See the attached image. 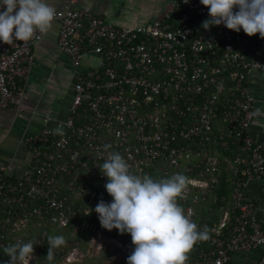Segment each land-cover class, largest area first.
Instances as JSON below:
<instances>
[{
  "label": "built area",
  "instance_id": "obj_1",
  "mask_svg": "<svg viewBox=\"0 0 264 264\" xmlns=\"http://www.w3.org/2000/svg\"><path fill=\"white\" fill-rule=\"evenodd\" d=\"M78 1L64 0L54 18L60 22L58 45L69 58L74 77L68 115L58 119L44 114L43 129L25 137L33 160L21 177L8 179L0 162V211L9 212L10 205L17 204L27 209L25 219L49 217L59 227L77 216L75 230H86L101 247L106 233L114 229L103 228L97 213L96 220L83 214L99 202L94 179L107 182L99 165L109 152H119L130 172L140 176L154 164L168 175L180 173L183 166L191 170L188 162L204 167L200 177L189 180L200 192L186 186L177 198L185 216L195 222L196 209L186 202L191 197L198 201L200 195L205 199L207 188L218 181L215 172L221 162L209 154L207 143L215 120L221 119L222 137L238 128L234 163L246 169H241L234 191V209L213 224L206 243L194 245V257L189 259L192 252L188 253L186 264H233L234 253L261 247L255 264H264V220L259 216L264 213V144L252 134L256 96L248 84L263 65L264 39L223 24L203 29L209 10L200 0L187 4L172 0L171 12L134 26H116L90 9L76 8ZM81 28L85 31L79 37ZM44 34L37 30L27 42L0 41V116L22 107L35 50ZM88 49L100 60L92 70L83 66ZM60 125L64 135L52 134ZM187 141L201 148L182 143ZM106 144L112 146L107 152ZM243 176H248L246 182ZM251 182L259 185L257 199H247L241 190ZM82 197L88 201L79 207L76 202ZM6 236L0 232V246L12 244ZM134 248L131 238L129 252ZM23 264H30V259Z\"/></svg>",
  "mask_w": 264,
  "mask_h": 264
},
{
  "label": "clouds",
  "instance_id": "obj_2",
  "mask_svg": "<svg viewBox=\"0 0 264 264\" xmlns=\"http://www.w3.org/2000/svg\"><path fill=\"white\" fill-rule=\"evenodd\" d=\"M200 2L209 10V18L202 22L203 29L210 30L223 24L237 33L241 28L249 36L259 33L264 39V0ZM184 3H189V0H184ZM0 5V41L6 44H12L14 38L30 41L37 30L47 32L56 15L46 0H0ZM237 8L238 11H234ZM252 115L264 116V109L256 108ZM256 122L254 119L253 123ZM51 132L63 136V125ZM103 147L107 152L112 146L106 144ZM129 167L119 152H109L107 159L99 165L102 175L107 177L104 187L113 197L111 203L101 199L94 209L101 226L108 231L119 230L121 235H131L135 248L127 257V264H186L188 253L198 241L207 240L210 231L207 225L198 230V225L185 216L177 203L188 178L177 173L167 179L154 180L147 174H132ZM47 242L46 258L51 264L54 249L65 244V237L49 235ZM33 251L31 241H17L3 248L4 254L10 257L4 264H17V261L23 264L30 256L33 257ZM68 256L67 261L70 262Z\"/></svg>",
  "mask_w": 264,
  "mask_h": 264
},
{
  "label": "crops",
  "instance_id": "obj_3",
  "mask_svg": "<svg viewBox=\"0 0 264 264\" xmlns=\"http://www.w3.org/2000/svg\"><path fill=\"white\" fill-rule=\"evenodd\" d=\"M64 0H46L57 10ZM172 0H79L76 8L90 9L94 14L102 16L116 26H134L147 23L171 12ZM85 28H81L79 37H82ZM59 20H53L52 26L45 32L42 41L35 50L31 70L26 82L25 98L20 109L10 108L0 116V162L5 166L8 179L21 177L24 169L33 160L29 145L25 137L40 132L44 127L43 116L51 113L58 119L67 117L73 97V71L69 58L59 45ZM85 45V41H83ZM99 57L90 49L85 54L83 66L85 70H92L99 66ZM251 91L256 96L255 109H264V61L263 65L254 71L248 79ZM257 122L252 124V134L264 144V116L254 117ZM247 199L259 197L257 182L248 183L245 188ZM264 220V213H259ZM9 218V217H8ZM5 216L0 215V226ZM10 221L14 233H33V219ZM8 222V220H6ZM9 223V222H8ZM36 226V225H35ZM40 225L37 224V228ZM117 240H108L104 248L111 253L117 251ZM0 246V264L10 260ZM263 248L249 253H234L233 264H255ZM74 253H70L71 261L75 260ZM116 255V254H115ZM102 257V256H101ZM108 260L109 264H127V258L114 256ZM103 259V257H102ZM70 261V262H71ZM112 261V262H111ZM17 264H19L17 262Z\"/></svg>",
  "mask_w": 264,
  "mask_h": 264
},
{
  "label": "trees",
  "instance_id": "obj_4",
  "mask_svg": "<svg viewBox=\"0 0 264 264\" xmlns=\"http://www.w3.org/2000/svg\"><path fill=\"white\" fill-rule=\"evenodd\" d=\"M237 131L238 128L233 129L232 132H227L222 137L223 121L221 119L215 120L213 132L210 135L211 140L207 144L209 154L212 156H217L221 162L219 164V172H215L218 181L215 183V187L212 189L211 187L207 188V196L205 199L202 197V195H200L198 201H193L191 197L186 202L187 204H192L196 209L195 223L198 225V230L201 226L205 225H207L208 229L210 230L213 224L221 220L226 210L231 211L234 209V191L237 188V183L242 178L241 169H246L244 164L238 166L234 163V158L237 156L239 151ZM223 142H226V146L223 145ZM182 143L190 145L194 150L201 148V146L194 141ZM193 161L196 162L197 160L195 159ZM193 165V162H188V166H191V170H188L186 166H183L178 168V171L188 178V183L186 186H190L194 193L197 191L200 192V190L197 186L189 183V180L193 177H200L199 172H204L205 169L204 167H196ZM236 169H238V171H235ZM148 171L149 173L144 172L143 175L147 174L154 180L167 179L172 176L171 174H165L160 169L158 164L151 165L148 168ZM246 180H248V176L244 177L243 182H246ZM104 185L105 183H98L94 179L92 188L98 191L99 201L103 199L105 202H108L112 197L108 194ZM241 190L245 192V186H242ZM61 193L67 194L64 190ZM87 201L88 199L86 197H82L77 199L76 204L77 206L81 207ZM177 203L182 205V202L178 200ZM96 205L97 203L95 202L94 204H91V212L83 215L88 219L96 220V212L94 210ZM28 206H32V202L30 200L28 201ZM8 209H11L9 210L11 213H9L8 210L7 212L0 211V215L4 214L5 216V221L3 220L1 223L5 226H0V232L7 235L6 237L12 241V244L16 243V238L14 237H20L22 239V243L31 241L34 244L33 257H29L31 264H50L46 258L49 248L47 236L49 235H63L65 237V244L57 249H54V259L51 264H109L108 260L112 259V261H114V256L119 258H127L131 254V252H129V246L132 238L131 235L128 233L121 235L119 230L116 229H114L112 233H106L104 242L99 249V251L102 250L101 253H104L102 255L103 259L101 255L94 254L96 251L95 244L99 245L101 242H97L86 230H82L81 232L75 230V219H79L77 216L71 217L68 224L61 227H59L57 224H54L49 217L41 220L33 217V233L29 234V232L22 233L20 231H15L18 232V234H16L12 229L13 226H10L11 223L9 220L12 222L27 220L24 217L25 210L27 209L20 207L17 204L10 205ZM6 220H8L9 223L6 222ZM29 220L31 219H28V221ZM37 224L40 225L38 228L36 227ZM112 239L117 240L119 243L116 246L117 251H114V253H111L109 250H106L103 247L108 240ZM204 242L206 243V240ZM191 252L195 253V249L193 248ZM70 253H74L73 255H75L76 258L75 260L68 262L67 256ZM190 257L194 256L190 254Z\"/></svg>",
  "mask_w": 264,
  "mask_h": 264
},
{
  "label": "rangeland",
  "instance_id": "obj_5",
  "mask_svg": "<svg viewBox=\"0 0 264 264\" xmlns=\"http://www.w3.org/2000/svg\"><path fill=\"white\" fill-rule=\"evenodd\" d=\"M99 249H100V244L98 245V244H95V252H94V254H96V255H103L104 253H101L102 252V250H100L99 251ZM112 262V261H111Z\"/></svg>",
  "mask_w": 264,
  "mask_h": 264
}]
</instances>
